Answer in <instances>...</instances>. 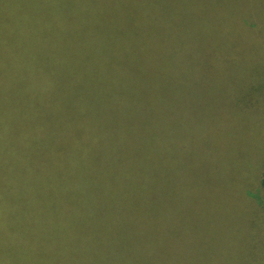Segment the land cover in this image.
Returning <instances> with one entry per match:
<instances>
[{"label":"rangeland","instance_id":"374dc122","mask_svg":"<svg viewBox=\"0 0 264 264\" xmlns=\"http://www.w3.org/2000/svg\"><path fill=\"white\" fill-rule=\"evenodd\" d=\"M173 2L176 35L171 50L178 58L172 52L166 57L175 61L180 72L165 96L179 109H18L32 106L21 102V96L34 86L37 69L43 66L37 55L48 56V49L56 48L61 52L58 70L62 76L69 72L63 58L64 48L71 45L65 27L70 26L67 23L72 14L75 18L86 9L85 2L76 0H36L33 7L22 11L26 18L31 14L34 19L29 32L12 30L17 37L11 44L0 38V43L10 45L16 55L29 51L9 79H0V111L11 115L6 124L18 139L21 126L42 130L43 139H47L54 128L71 131L80 122L89 121L95 135L87 140L78 133L77 139L104 150L102 160L114 161L108 145L129 146L126 163L114 162L115 176L125 182L123 188L118 183L117 191L123 193L122 201L125 193L132 194L138 202L134 211L148 219L153 215L154 189L148 191L146 181L155 168H144L141 160L133 163L132 152L140 144L160 142L162 186L155 196L160 194L161 201V264H264V0ZM7 3L13 5L11 16L17 18L15 0ZM7 3L1 5L6 7ZM164 4L168 9L169 2L164 0ZM45 30L54 37L49 40L51 45L45 40L32 42L33 34L37 40V32ZM93 59L99 61L100 57ZM48 60L46 57L45 62ZM82 61L90 64L88 55ZM58 70L50 71L49 78L54 72L55 79ZM99 84L102 90L107 86ZM86 91L91 96L98 94L95 86ZM3 103L15 108L4 109ZM16 114L23 118H16ZM70 136L60 135L57 140L71 141ZM29 140L36 141L37 135ZM124 167L134 172L139 183L122 179ZM122 205L121 210L111 208L112 212L105 213L100 223L103 230H95L92 238L85 237L78 253L69 250L64 257L67 264H73L75 258L86 263L104 261L118 241L133 244L131 234L137 224L127 226L122 237L123 214L130 203L127 200ZM138 234L141 242L145 235L153 240L148 231ZM125 262L131 264L130 260Z\"/></svg>","mask_w":264,"mask_h":264},{"label":"trees","instance_id":"16d2710c","mask_svg":"<svg viewBox=\"0 0 264 264\" xmlns=\"http://www.w3.org/2000/svg\"><path fill=\"white\" fill-rule=\"evenodd\" d=\"M4 1L7 3L0 0V38L11 44L17 37L12 30L29 32L35 25L31 14L26 18L22 11L33 7L36 0H15L19 8L17 18L11 16L13 5H1ZM76 1L85 2L86 9L75 18L72 14L67 23L70 26L65 27L71 45L64 48L63 58L67 59L69 72L62 76L58 70L62 63L61 52L56 48H49L48 56L37 55L43 66L37 69L34 86L21 96V102L32 106L18 109H179L165 96L180 72L175 61L166 57L167 52H172L178 58L177 52L171 50L176 35L174 0H167L168 9L164 0ZM37 33V40L33 34L32 42L45 40L51 45L49 40L54 37L48 31ZM27 34H23L24 42ZM28 55L29 51H24L23 56L16 55L10 45L0 43V65L3 64L0 79H9L14 68L21 67V59ZM87 55L89 65L82 61ZM93 56H99L100 60L94 61ZM46 57L49 60L45 62ZM53 69L58 70L55 79L54 72L49 78ZM68 75L72 77L68 79ZM102 82L107 84L103 90L99 84ZM94 86L97 95L84 92ZM2 106L15 108L7 103ZM10 116L0 111V264H62L61 261L67 264L64 257L69 250L71 254L78 253L85 237L92 238L95 230H103L100 223L105 213L112 212L111 208L121 210L122 202L127 200L130 207L123 214L122 237L127 226L137 224L131 234L133 244L126 246L120 240L104 261L86 263L75 258L73 264H126L125 259L131 264H148L149 258V264L162 263L158 237L161 201L160 194L155 196L162 186L160 142L140 144L132 152L133 163L141 160L144 168L146 165L155 168L146 181L148 191L154 189L151 190L153 215L148 219L134 211L138 202L132 194L125 193L122 201L123 193L117 191L118 183L123 188L125 182L115 176L114 162L126 163L129 146L108 145L107 151L112 153L114 161L102 160L104 150L77 139L78 133L85 139L95 135L88 127L89 121L77 123L78 128L71 131L54 128L47 139H43L42 130L21 126L19 129L23 130L18 131L22 136L18 139L6 124ZM16 118L23 117L16 114ZM34 134L37 140L30 141ZM68 134L71 141L57 140L60 135L68 137ZM121 174L124 181L139 183L129 167L121 168ZM142 187L146 188L144 180ZM138 231H148L153 240L145 235L141 242ZM117 238L121 239L119 233ZM127 250L130 251L125 254Z\"/></svg>","mask_w":264,"mask_h":264}]
</instances>
